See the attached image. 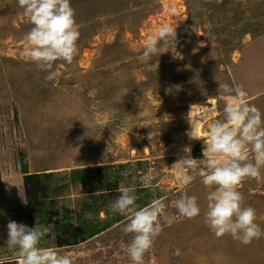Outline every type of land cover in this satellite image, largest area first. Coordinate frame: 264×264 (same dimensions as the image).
<instances>
[{"label": "rangeland", "instance_id": "obj_1", "mask_svg": "<svg viewBox=\"0 0 264 264\" xmlns=\"http://www.w3.org/2000/svg\"><path fill=\"white\" fill-rule=\"evenodd\" d=\"M70 2L79 24V53L70 65L57 61L61 76L48 80L47 72L24 55L22 41L33 27L29 18L18 0H0V150L4 153L6 148L9 150L5 153L7 164L2 169L9 172L15 168L17 154L13 149L18 145L17 151L27 153L19 145L22 141L19 134L31 130L33 118L43 119L46 115L26 105L27 113L22 112L21 123L29 118L30 122L27 126L24 123L26 130L22 132L21 124L14 120V108L19 112V107H14L12 99L24 101L23 88L30 87L32 81L37 85L47 83L48 92L58 86L78 88L80 85L86 101L82 94L75 99L70 94L49 104L55 121L73 122L68 127L63 122L61 127L54 128L51 124L49 128L52 133L60 130L59 134H64L78 122L76 128L82 130L58 135L66 144L52 146L47 155L43 154L42 164H38L41 168L32 175L52 171L66 175L77 168L101 167L98 166L101 161L105 163L102 166L126 165L118 188L121 184L132 187L140 202L148 201L147 197L149 202L159 201L168 218L162 220L163 231L146 254V264H264V237L250 245L230 235L217 237L206 222L210 189L195 174L190 183H182L172 169L185 156L203 157L208 124L224 119L225 100L219 97L209 100L218 95L217 80L232 86L242 85L249 103L264 114V0ZM163 27L176 30V41L158 38ZM153 37L158 38L159 52L145 57L143 52ZM12 87L14 96H11ZM36 101L38 105L40 97ZM63 106L66 110H62ZM192 130L194 138L189 135ZM42 132H46L45 127ZM197 148L199 151L195 153ZM20 172L0 184L3 189L0 191V206H3L0 259L20 264L18 251L6 243L7 224L13 220L30 227L36 224L47 228L45 238L52 236L53 240L42 241L41 246L69 255L73 264H132L125 250L132 234L123 231L129 220L127 215L91 240L59 248L55 223L45 226L41 224V216L33 222L28 220ZM97 179L102 180L101 174ZM240 191L244 205L256 210V222L264 230V169L259 178L244 182ZM93 192L91 187L84 189L82 185L69 183L65 194L54 197V215L65 210L78 211ZM182 195L197 197L201 209L198 217L188 219L176 212L172 202ZM10 197L14 198L11 204ZM108 209L113 217L121 215L110 205ZM99 218L106 220V213L101 212ZM176 249H180V256L174 255Z\"/></svg>", "mask_w": 264, "mask_h": 264}, {"label": "clouds", "instance_id": "obj_2", "mask_svg": "<svg viewBox=\"0 0 264 264\" xmlns=\"http://www.w3.org/2000/svg\"><path fill=\"white\" fill-rule=\"evenodd\" d=\"M18 4L33 25L22 41L24 55L47 72L46 79H57L61 72L56 62L70 65L79 53V24L70 0H18ZM158 38L165 42L169 38L176 41L177 32L171 27H163ZM158 38L149 39L143 52L145 57L159 52ZM217 82L218 95L209 100L214 101L217 97L225 100L224 119L208 124L203 159L185 156L172 169L176 170L182 183H190L195 174L210 189L206 222L217 237L230 235L240 243L250 245L264 237V230L256 222V210L244 205L240 188L247 180L259 178L264 169V114L249 103L248 93L242 85ZM189 135L194 138L193 130ZM119 192L110 207L129 217L123 231L132 234V238L125 250L132 264H146V254L163 231L162 220L168 219L164 206L156 201L148 207L138 208V198L132 187L121 184ZM172 206L180 216L188 219L201 214L195 195H182L172 202ZM7 230V246L18 251L20 264H73L69 255L41 246L48 234L47 228L9 220ZM174 255L180 256V249H176ZM6 260L0 259V264H5Z\"/></svg>", "mask_w": 264, "mask_h": 264}, {"label": "trees", "instance_id": "obj_3", "mask_svg": "<svg viewBox=\"0 0 264 264\" xmlns=\"http://www.w3.org/2000/svg\"><path fill=\"white\" fill-rule=\"evenodd\" d=\"M14 107L17 106L14 105ZM18 117V108H14V120L16 124L19 122ZM198 151L199 149L197 148L195 153ZM195 157L196 159H203L202 156H197L196 154ZM17 162H19L21 175L23 176L28 220L33 222L35 217L41 216V224L48 226L55 223V230L58 235L55 239L57 247L64 248L82 244L101 235L122 221V215L113 217L108 208L119 196L117 195L119 191L118 186L122 180L121 173L127 168L126 165L76 169L68 173L66 172V175H63L64 173L32 175L26 151L20 150L18 152ZM142 165V163H139V167L144 171L145 168ZM6 174L8 172L4 171L0 165V178ZM100 174L102 180L97 179V176ZM69 183L70 185H82L84 189L91 187L94 189V192L91 197L82 202L78 211L65 210L63 213L58 212L56 214L58 215L57 220L56 215H54V197L65 194ZM112 184L115 186L112 187ZM95 193L97 195H94ZM147 198L148 201L141 202V199H138L139 201L136 202V204L138 203V208H145L154 203V201L149 202L150 197ZM2 210L3 206H0V212ZM103 211L106 213L107 219L100 221V213ZM74 223L76 227H74ZM69 232L71 235L68 234ZM52 240L53 237L48 236L43 241L47 243ZM5 264H16V262L7 261Z\"/></svg>", "mask_w": 264, "mask_h": 264}, {"label": "crops", "instance_id": "obj_4", "mask_svg": "<svg viewBox=\"0 0 264 264\" xmlns=\"http://www.w3.org/2000/svg\"><path fill=\"white\" fill-rule=\"evenodd\" d=\"M25 73L28 74L30 72H25ZM38 86H43V83L39 82ZM57 89H60V86H58ZM60 90H61L60 93L63 94V97H65V98L69 97V95L71 94L70 97L75 99L78 96V94H82L84 96V100L86 101L83 87L80 85H78V88L73 87V86L61 87ZM85 92H86V90H85ZM39 94H40V101L38 102V105H35V100H37L38 96L34 95L33 88L31 86L23 88V95L22 96L24 98V101H22V99H20V101H18V99H12V97H11V99L16 104V106L19 107V125L21 124V120H22V112L24 114L27 113V110H25V108H27L26 105L31 106L34 110L43 111L42 113L46 114L45 117H43V119H41V117H39V116H36L35 118H33L32 127H31V130H28L29 131L28 134H27V131L19 134L20 135L19 137L22 140V141H19V145L20 146L23 145V149L27 150L28 161L30 160L31 157H33L34 155H37V159H36L37 163L42 164L41 163L42 162L41 156L43 154L47 155L49 150L52 148V146L54 148H56L59 145L62 146L64 144H66L65 140L58 135H65L69 132L74 133V130L79 132L82 129L77 130L76 126L79 124L77 122L78 124L77 123L72 124L73 128H70V131H68L64 134H59L60 130L52 133L51 129L49 128L51 124H53L52 127L56 128V127H61L62 123L64 122L65 127H68L69 122H73V120L69 119V120H65V121H61V122L55 121L54 120V112L52 109L50 110V108H49L50 103L48 102V99H47V96H46L44 90L41 89ZM11 96H14L13 95V87L11 88ZM55 100L57 101V99H55ZM40 107H43V108H40ZM62 110H66V106H63ZM94 116L96 118V114ZM95 120H96V124L98 125V119H95ZM44 127L46 129V132H42V129H44ZM50 134H52V138H50ZM92 141H93V139H92ZM10 147H11V145H10ZM14 147H15V145H14ZM0 148H2V146ZM17 149H18V145H17V147H15L13 149V151L16 154H18V152H19V150L17 151ZM8 151L9 150L6 148L5 153ZM3 153L4 152H2L0 150V156ZM5 153H4V157L0 160L1 166H5L7 164V162L5 160ZM76 153L78 154V151ZM79 159H80V157H79ZM29 166H30V164H29ZM37 168H38L37 170H39L41 167L38 166ZM13 169H11L8 172L7 177L3 176L0 178V184L2 181L10 179L14 175L19 174V172H20L19 162H17V164L15 165V168H13ZM30 173L33 174L31 172V166H30ZM22 179H23V176H22ZM0 191H2L1 188H0ZM13 201H14V198L11 197V201H9V204L13 203ZM0 224H1V221H0ZM1 235L2 234H0V236Z\"/></svg>", "mask_w": 264, "mask_h": 264}, {"label": "bare ground", "instance_id": "obj_5", "mask_svg": "<svg viewBox=\"0 0 264 264\" xmlns=\"http://www.w3.org/2000/svg\"><path fill=\"white\" fill-rule=\"evenodd\" d=\"M30 77L29 79L31 80L32 77L31 76H28ZM31 87L33 88V92L35 93L36 96L40 97V90H44L46 96H47V99H48V102L51 103L53 102L55 99H60L63 97V94L60 93V89H57V88H54L51 92H48L47 89H48V86H47V83H43V86H38L36 84V81H32L31 83ZM35 105H37V101L35 100ZM30 122V118L25 121V122H22L21 123V131L24 132L26 130V128L24 127V123L25 125L27 126V124ZM29 133V131L27 130V134ZM202 135V134H201ZM203 136V135H202ZM37 155H34L33 157L30 158L29 160V163H30V166H31V172L32 173H36L37 171V167L39 166L38 163H37ZM102 165H105V163H103L102 161L99 163L98 166H102ZM76 169V168H75ZM78 169V168H77ZM54 171H52L53 173ZM60 172V171H59ZM13 198V197H12ZM9 201H11V197L9 198Z\"/></svg>", "mask_w": 264, "mask_h": 264}, {"label": "built area", "instance_id": "obj_6", "mask_svg": "<svg viewBox=\"0 0 264 264\" xmlns=\"http://www.w3.org/2000/svg\"><path fill=\"white\" fill-rule=\"evenodd\" d=\"M191 158L194 159L193 156H191Z\"/></svg>", "mask_w": 264, "mask_h": 264}]
</instances>
